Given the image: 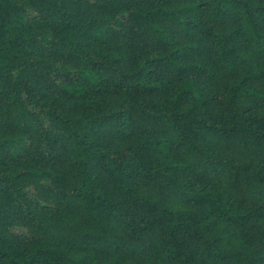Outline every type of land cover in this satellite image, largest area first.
<instances>
[{
    "label": "trees",
    "instance_id": "obj_1",
    "mask_svg": "<svg viewBox=\"0 0 264 264\" xmlns=\"http://www.w3.org/2000/svg\"><path fill=\"white\" fill-rule=\"evenodd\" d=\"M0 264H264V0H0Z\"/></svg>",
    "mask_w": 264,
    "mask_h": 264
},
{
    "label": "rangeland",
    "instance_id": "obj_2",
    "mask_svg": "<svg viewBox=\"0 0 264 264\" xmlns=\"http://www.w3.org/2000/svg\"><path fill=\"white\" fill-rule=\"evenodd\" d=\"M30 64L34 65V66H37L38 64H41V63H40V61L38 59H36V60H30ZM109 157L112 160H122V159L125 158V153H109Z\"/></svg>",
    "mask_w": 264,
    "mask_h": 264
}]
</instances>
